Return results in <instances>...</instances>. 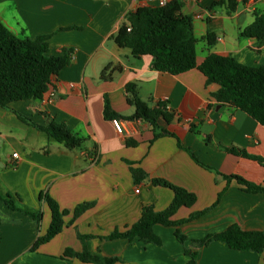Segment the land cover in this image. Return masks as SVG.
<instances>
[{"label":"crops","instance_id":"obj_1","mask_svg":"<svg viewBox=\"0 0 264 264\" xmlns=\"http://www.w3.org/2000/svg\"><path fill=\"white\" fill-rule=\"evenodd\" d=\"M178 1L181 12L193 16L196 50L202 44L197 63L217 53L249 66L264 64V41L240 36L255 12L264 13V0H238L232 13L224 6L209 9L215 0ZM138 7V0H0V22L15 35L49 34L52 54L72 50L69 63L52 78L41 99L0 107V195L9 194L20 208L42 213L37 221L0 199V264H93L62 257L68 248L116 257L114 264H190L192 257L194 264H264V251L232 249L214 239L197 243L232 224L264 232V192L247 191L235 178H227L238 175L264 187V165L229 151L243 150L264 159V125L218 101L213 96L218 85L208 84L197 68L179 74L158 71L150 55L134 57L130 48L119 47L111 36L127 12ZM208 32L215 36L210 46ZM113 67L117 69L110 72ZM105 71L108 78L102 77ZM128 83L136 85L150 106L167 102L172 117L170 123L160 124L176 134L181 146L171 135L153 139V128L144 120L121 119L119 132L104 118L105 96L113 110L133 114L125 90ZM50 119L65 123L85 140L83 145L68 149L36 128ZM128 139L137 144L128 146ZM131 167L145 173L138 183ZM155 178L196 195L192 206L177 209L174 220L204 213L177 226L154 225L159 244L138 238L104 239L134 223L143 206L158 211L170 204L174 190ZM40 193L69 212L61 232L32 249L50 222ZM88 202L92 207L73 219V208ZM175 230L186 237L184 242Z\"/></svg>","mask_w":264,"mask_h":264},{"label":"trees","instance_id":"obj_2","mask_svg":"<svg viewBox=\"0 0 264 264\" xmlns=\"http://www.w3.org/2000/svg\"><path fill=\"white\" fill-rule=\"evenodd\" d=\"M238 0H215L208 8L224 6L227 13L236 10ZM183 4L178 0H170L161 7H138L125 15L123 23L111 36L119 47L131 49L134 57L150 55L154 69L170 74H179L192 68H197L206 77L208 84L218 85L213 96L223 103L232 105L246 112L248 115L264 125V64L249 66L238 62L234 57L217 53H210L197 63V42L194 33L193 16L181 12ZM240 36L252 37L264 41V13H254V20L240 31ZM214 34L208 32L207 44L214 42ZM49 34H39L34 37H19L11 32L0 22V107H6L12 101L25 99H41L52 83V78L69 63L72 50L64 48L59 54H52L49 46ZM113 67L109 71H115ZM103 78H108L106 71ZM127 101L134 106L132 115H124L112 109L106 96L104 101L103 116L105 119H141L148 122L153 128V139L162 135H171L180 140L173 132L162 127L160 122L170 123L171 113L168 111L166 101H157L150 106L143 101L136 89V85L128 83L125 85ZM23 121L26 119L22 118ZM36 128L54 140L63 143L68 149L78 148L83 145L84 139L76 136L70 128L62 122L47 120L45 124L36 125ZM207 142L210 137L206 136ZM126 144L134 146L137 142L128 139ZM195 162L205 166L196 155L185 148ZM230 152L258 161L264 165V159L249 155L243 150L234 148ZM135 183L145 177L140 168L131 167ZM227 178H235L244 185L247 191L264 192V187L251 183L238 175H230ZM156 183L174 190V197L170 204L163 210H154L145 205L140 217L129 227L123 230H114L103 236L106 240L125 238L131 242L138 238L144 242L159 244L161 239L154 232V225L177 226L182 222L200 216L205 210L190 214L187 218L173 219L178 208L190 207L196 202V195L182 187L174 186L168 181L155 178ZM19 199V196L16 195ZM5 205L13 210L21 211L32 219L39 221L42 217L40 211H31L20 208L15 203V198L7 194L0 195ZM39 199L44 200L50 211V222L46 232L35 241L33 248L49 241L61 232L64 226L63 217L69 212L59 207L54 198L48 194L40 193ZM91 202L77 204L72 211L73 219L92 207ZM175 236L180 242L186 237L178 230ZM90 237L84 235L82 238ZM225 242L230 248L238 250H253L259 253L264 251V232L247 231L238 225L232 224L221 232L207 235L197 241L199 244L210 240ZM193 256V254H192ZM62 257H74L84 263L114 264L118 261L116 257H102L90 253L87 249L75 252L68 248ZM190 264H194L193 257Z\"/></svg>","mask_w":264,"mask_h":264},{"label":"built area","instance_id":"obj_3","mask_svg":"<svg viewBox=\"0 0 264 264\" xmlns=\"http://www.w3.org/2000/svg\"><path fill=\"white\" fill-rule=\"evenodd\" d=\"M170 0H138L139 6L140 7H161L165 6ZM115 128L119 131L122 132V125H121V120L118 119H113L112 120ZM13 157H17V153L14 152L12 153Z\"/></svg>","mask_w":264,"mask_h":264},{"label":"rangeland","instance_id":"obj_4","mask_svg":"<svg viewBox=\"0 0 264 264\" xmlns=\"http://www.w3.org/2000/svg\"><path fill=\"white\" fill-rule=\"evenodd\" d=\"M201 47H202V44L201 43H198V48H197L198 54L201 53V50H200Z\"/></svg>","mask_w":264,"mask_h":264}]
</instances>
